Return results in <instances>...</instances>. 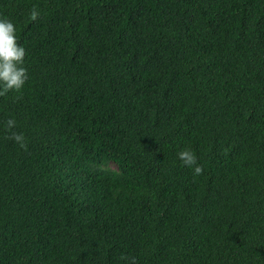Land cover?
Masks as SVG:
<instances>
[{
    "label": "trees",
    "instance_id": "1",
    "mask_svg": "<svg viewBox=\"0 0 264 264\" xmlns=\"http://www.w3.org/2000/svg\"><path fill=\"white\" fill-rule=\"evenodd\" d=\"M0 17L28 77L0 96V264H264V0H0Z\"/></svg>",
    "mask_w": 264,
    "mask_h": 264
},
{
    "label": "clouds",
    "instance_id": "2",
    "mask_svg": "<svg viewBox=\"0 0 264 264\" xmlns=\"http://www.w3.org/2000/svg\"><path fill=\"white\" fill-rule=\"evenodd\" d=\"M36 6L28 12L30 20H36L39 16ZM25 48L17 42L16 27L7 18L0 17V96L8 92L18 93L27 80V69L24 66ZM17 122L9 117L4 121V130L18 147H25V136L16 130ZM180 163L191 169L193 176H198L202 168L197 163V158L190 148H182L176 153ZM136 257L128 256L127 264H135Z\"/></svg>",
    "mask_w": 264,
    "mask_h": 264
}]
</instances>
